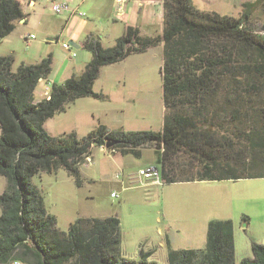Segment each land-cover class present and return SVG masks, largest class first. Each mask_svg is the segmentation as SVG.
I'll return each instance as SVG.
<instances>
[{"label": "trees", "instance_id": "1", "mask_svg": "<svg viewBox=\"0 0 264 264\" xmlns=\"http://www.w3.org/2000/svg\"><path fill=\"white\" fill-rule=\"evenodd\" d=\"M161 34L142 35L126 25L115 44L104 47L88 35L91 58L77 76L52 85L49 98L33 101L40 79L51 72V56L12 69L0 56V264H157L152 251L138 259L121 253L120 220L79 217L67 231L56 226L31 177L64 170L77 185L79 166L93 147L116 143L110 152L140 157L154 148L162 183L264 177V35L250 24L252 5L237 15L199 9L193 0H162ZM25 17L19 0H0V41ZM264 29V26H262ZM162 45V99L159 130H108L99 124L77 138L53 136L45 121L77 98H103L92 90L100 68ZM167 264H235L230 219L209 220L203 249H173ZM252 257L240 264H264V242L251 244Z\"/></svg>", "mask_w": 264, "mask_h": 264}, {"label": "rangeland", "instance_id": "2", "mask_svg": "<svg viewBox=\"0 0 264 264\" xmlns=\"http://www.w3.org/2000/svg\"><path fill=\"white\" fill-rule=\"evenodd\" d=\"M200 3L201 0H195ZM252 5L250 24L264 26V0H243ZM220 10L230 14L231 4ZM105 31L103 46L115 44L121 33ZM145 55H133L117 64L102 66L92 90L103 98L81 97L48 118L46 131L59 136L74 132L82 138L99 124L108 130H159L162 127V45L151 47ZM36 97L41 96L36 93ZM45 98V97H44ZM91 163L79 166L81 183L60 169L31 177L40 190L49 213L55 216L60 231L79 217L115 215L120 220L121 253L129 259L140 250H154L153 259L164 264L166 241L173 249H203L209 220L230 219L234 228L235 264L252 257L251 244L264 242V177L222 181H187L143 187L133 179L134 165L154 152L141 147L142 156L121 158L118 152L92 148ZM154 155V154H153ZM150 164H155L150 163ZM120 174L116 179L115 175ZM6 179L0 176V193ZM111 192L118 196L112 197ZM162 230V235L157 229ZM163 241V246L159 245ZM72 264V263H66Z\"/></svg>", "mask_w": 264, "mask_h": 264}, {"label": "crops", "instance_id": "3", "mask_svg": "<svg viewBox=\"0 0 264 264\" xmlns=\"http://www.w3.org/2000/svg\"><path fill=\"white\" fill-rule=\"evenodd\" d=\"M52 1L60 0H19L25 17L16 21L13 30L0 41V56L13 58V70L22 64L37 63L42 58L51 56V72L47 78L39 80L33 92L34 102L45 97L43 92L47 84H60L65 79L81 73L84 65L91 58L90 53L83 47V41L88 35H92L98 37L103 44L105 31L102 26H106V31L115 29L121 34L126 25L137 27L142 35H158L162 32V0H68L69 8L59 13L52 11ZM241 1L243 0H201L198 3L193 0L199 9L213 10L221 14H228L222 12L220 8L231 4L233 12L230 14L234 16L242 12ZM79 12H84L85 15L80 16ZM31 34H34L33 38L30 37ZM63 42L70 43V51L62 47ZM151 49L132 54L125 59L133 55L148 54ZM72 52L75 53L74 56ZM36 93L41 96V99L36 97ZM100 149L105 150L101 147ZM128 155L121 154V158ZM124 162L134 165L133 179L139 181L143 187L157 185L142 179L140 181L137 177L139 168L154 162L153 153H149L139 163L125 159ZM5 186L6 184L3 190ZM157 232L162 235L160 228ZM163 244V241L159 240V245L163 246ZM149 250L152 251L149 261H154V250ZM132 259H138V257ZM164 264H167V259Z\"/></svg>", "mask_w": 264, "mask_h": 264}, {"label": "built area", "instance_id": "4", "mask_svg": "<svg viewBox=\"0 0 264 264\" xmlns=\"http://www.w3.org/2000/svg\"><path fill=\"white\" fill-rule=\"evenodd\" d=\"M69 1L68 0H60V1H52L51 3V9L52 11H54L55 13H59L61 11H65L69 8ZM119 10H121V8H119ZM80 16H84L85 13L84 12H79L78 13ZM258 32L262 35H264V29H258ZM31 38L34 37V34L30 35ZM62 47L66 50H71V45L68 42H63L62 43ZM75 53L72 52V56H74ZM52 85L49 83L45 86L44 89V96L46 98H49L50 95V91H51ZM102 149H105V146H101ZM85 163H91V155L87 156L85 158ZM137 177L139 178V180H146L150 183L153 184H161L162 180H161V176H160V169L156 164H147L141 168H139L137 170ZM116 179L120 178V174H116L115 175ZM111 196L112 197H117V194L115 192H111ZM7 264H26V261L20 260V259H13L10 262H8Z\"/></svg>", "mask_w": 264, "mask_h": 264}, {"label": "water", "instance_id": "5", "mask_svg": "<svg viewBox=\"0 0 264 264\" xmlns=\"http://www.w3.org/2000/svg\"><path fill=\"white\" fill-rule=\"evenodd\" d=\"M115 143H116L115 141H109V140H106L105 148H110V147H112Z\"/></svg>", "mask_w": 264, "mask_h": 264}, {"label": "bare ground", "instance_id": "6", "mask_svg": "<svg viewBox=\"0 0 264 264\" xmlns=\"http://www.w3.org/2000/svg\"><path fill=\"white\" fill-rule=\"evenodd\" d=\"M26 264H28V263H26Z\"/></svg>", "mask_w": 264, "mask_h": 264}]
</instances>
